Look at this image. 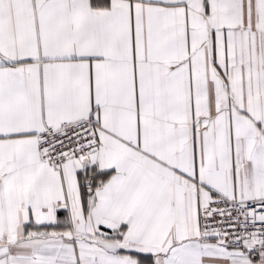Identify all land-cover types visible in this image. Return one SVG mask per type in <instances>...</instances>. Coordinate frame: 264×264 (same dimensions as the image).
<instances>
[{"label":"snow or ice","instance_id":"1","mask_svg":"<svg viewBox=\"0 0 264 264\" xmlns=\"http://www.w3.org/2000/svg\"><path fill=\"white\" fill-rule=\"evenodd\" d=\"M0 264H264V0H0Z\"/></svg>","mask_w":264,"mask_h":264}]
</instances>
